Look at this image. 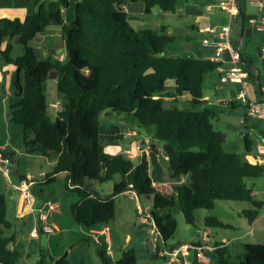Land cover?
<instances>
[{"label":"trees","instance_id":"1","mask_svg":"<svg viewBox=\"0 0 264 264\" xmlns=\"http://www.w3.org/2000/svg\"><path fill=\"white\" fill-rule=\"evenodd\" d=\"M47 1V2H46ZM143 1L145 15L158 7L165 13L176 11L178 0H78L74 16L65 23L63 10L70 0H27L36 11L24 19H0V56L6 65L17 69L15 103L8 119L22 128V145L28 155L56 154L57 161L43 185L65 174V188L76 193L71 217L80 226L96 229L116 219L115 200L133 185L139 199L153 196V210L163 212L153 218L167 246L176 231L172 215L178 209L188 225L196 224L195 212L214 209L218 201L248 202L252 208L242 212L251 226L258 219L263 202L254 200L246 181L264 174V165L251 164L237 154L224 150L225 136L216 131L211 120L217 112L166 109L165 99L191 96L194 106L205 103L203 85L217 64L200 58H167L164 53L174 37L134 30L124 7ZM244 11V10H243ZM245 12V11H244ZM240 28V23H238ZM52 27L61 28L66 57L47 56L40 60L31 43ZM13 43L23 46V55L12 57ZM249 77L253 74L249 72ZM253 77V76H252ZM54 80L64 101L57 118L48 117L46 83ZM168 80H175L173 92H167ZM235 107V102H231ZM108 113L123 114L163 143L171 170L172 194H157L144 156L134 163L122 154L111 155L100 143V118ZM249 154L253 141L244 135ZM114 183L110 195L101 196L88 181ZM184 178L189 180L183 181ZM24 179V178H21ZM6 196L0 193V264H18L21 254L14 248L16 233L7 218ZM264 222V220H263ZM207 229H230L215 217L204 220ZM177 248H172L171 251ZM239 264H264V245L245 244ZM228 248L215 250L218 264H232ZM160 247L157 245L156 257ZM69 264L65 258L40 255L37 264ZM103 264H114L102 251ZM165 259V257H162ZM116 264H139L135 248L125 249Z\"/></svg>","mask_w":264,"mask_h":264},{"label":"rangeland","instance_id":"2","mask_svg":"<svg viewBox=\"0 0 264 264\" xmlns=\"http://www.w3.org/2000/svg\"><path fill=\"white\" fill-rule=\"evenodd\" d=\"M71 1V0H70ZM181 2V0H178ZM198 1V0H196ZM242 5L248 12V8L245 6V0H241ZM133 4V3H130ZM128 3V16L129 25L137 31L150 30L156 33H161L163 27H167L174 37V43L168 45L165 49L164 55L167 58H186L188 52L191 53L195 49L201 46L202 36L197 32H191L188 28L189 25L193 24V20L184 21L175 17L173 13H165L159 8L151 15H145L144 11H139V4L144 5L143 1H139L131 7ZM130 7L132 8L131 10ZM248 14L246 15V22L248 23ZM64 19H67V14H64ZM240 19L237 20L239 22ZM246 23V24H247ZM58 27H52L48 29L47 35L53 34L54 30ZM240 34V29L238 30ZM60 31L55 32V37L52 39H46V43H42V40L36 39L31 43L35 48L37 56L40 60L43 56H46L44 47L50 50L54 55L61 57L65 54V46L62 38L60 37ZM238 34V35H239ZM54 41V42H53ZM53 43V44H52ZM46 45V46H45ZM53 45V46H52ZM12 57L14 59L21 57L23 55V46L20 44L13 43ZM264 46L263 41L260 44L247 42L246 39L243 40L241 45V52L245 60L254 65L260 73V83L264 84V64L258 57L257 48ZM188 51V52H187ZM9 68V69H5ZM17 69L13 65H6L0 56V140L6 143L8 146L7 153L14 157V162L11 165L13 170L10 177L11 181L18 182L19 178H26L31 180L34 185L31 187V194L33 199L36 197L42 199L43 203L51 202L57 204L59 208V221H63L60 225L62 229H67L63 236L56 238L54 235L52 248L57 250L55 244L59 240L60 249V259L65 258L69 264H103L100 258L102 251H106V246L100 248L91 239H87L84 234L79 232H74L70 229L68 222H72L77 228L80 227L71 217V205L78 201V196L76 193L69 192L65 188V174H59L56 181L50 185H41L40 183L44 181L43 175H47L52 172L54 166L53 162L57 157L56 154H49L48 157H43L42 155H28L25 153L22 145V128L18 125H13L8 119V113L10 106L15 103V86ZM173 84L168 83L167 87L172 88ZM225 85L220 83L219 76L216 73H209L204 82V89L206 94L211 98V104H202L194 106L192 104L180 102L174 103V101L169 98L165 99L164 107L166 109L178 108L181 110H190L201 112L205 109L215 110L217 112L216 116L212 119V125L214 129L222 133L225 138V151L237 153L241 156L248 155L244 147V135L247 132L252 131V128L257 126L260 122L257 118H248L245 114L243 106H237L235 108L224 109V104L219 105L217 103L218 96L223 94V91L216 90L215 87H224ZM46 96L49 104V109L47 117L54 122L57 118V113L61 110L62 103L64 101L63 96L57 91V83L54 80H49L46 83ZM256 90L259 93L258 86L256 85ZM113 121H107L104 115L101 116L100 122L101 126L108 127L114 125L119 127L120 131L124 129L125 122L118 118L122 116L118 113H113ZM124 118V117H120ZM113 122V123H112ZM136 131H139L142 135L154 136L153 129L147 131L141 127L138 123H135ZM252 134V133H251ZM251 136V135H250ZM252 138V136H251ZM253 139V138H252ZM123 142V140H120ZM5 152V154H6ZM6 154V155H8ZM254 154V153H253ZM167 176L165 179H169L171 175V170L169 167L165 168ZM150 173H153V166H150ZM31 178V179H30ZM33 178V180H32ZM0 180L2 183L6 181V175L0 170ZM184 182L189 180L188 178L183 179ZM120 177L116 176L113 182L100 184L95 181H88L89 184L101 195H110L113 190L114 183H119ZM248 188L252 189L254 200L263 202V208L261 209V217H264V174L256 179H250L246 181ZM5 187V186H4ZM7 191V190H6ZM17 197L19 198L20 192L15 191ZM157 194L167 198L168 196L164 193L158 192ZM8 220L14 222V204L12 200L8 201ZM116 204V219L110 224V228L113 231L114 244L120 245L125 241L126 236L131 237L130 246H136V249L143 255L144 258H140V264H177L170 262L169 256H164L163 253L165 249L163 247V239L158 238V243L155 238L159 234V228L155 226L150 227V224H145V220L155 224L153 218V212L158 218H162L163 212L160 210H153V200L149 198H142L141 202L139 198L131 197L130 195H120L115 200ZM252 205L248 202H231V201H218L215 204L213 210L208 211L205 209L198 210L195 212L196 224L194 226L188 225L185 222L184 216L180 210L174 209L172 212L173 217L176 220L177 228L175 233L167 242L169 247L175 246L179 248L181 245H195V243H203L202 239L205 232L204 220L207 217H215L222 223L229 225L230 229H219L212 228L211 232L216 233V238L211 241L221 242L225 239L230 241V248L234 249L235 254H231L230 262L232 264H239L240 252L243 253L245 244H261L264 245V222L263 220L258 221L254 227L250 226L247 220L243 217L242 212L244 210L251 209ZM72 225V226H73ZM27 228L23 230H18L14 228L10 234L16 233V246L15 249L21 254V258L18 264H37L40 258V251L47 253L44 244H41L39 240L31 239L29 231L31 229V223L27 222ZM154 231L155 234L152 233ZM251 231V234H249ZM233 243V244H232ZM123 244V243H122ZM157 245L160 247V252L163 258H156ZM51 249V248H49ZM101 250V251H100ZM115 251V250H114ZM190 257H183L184 261L190 264H204L200 259L197 258L195 251L191 252ZM206 255V254H205ZM206 259L211 261V264H218V255L207 254ZM118 259L114 256V260ZM48 264H52L50 260H47Z\"/></svg>","mask_w":264,"mask_h":264},{"label":"crops","instance_id":"3","mask_svg":"<svg viewBox=\"0 0 264 264\" xmlns=\"http://www.w3.org/2000/svg\"><path fill=\"white\" fill-rule=\"evenodd\" d=\"M77 1L78 0H71L69 7L67 9L63 10V16H64V14H67V19H64L65 23H70L72 21L73 16H74L73 6ZM239 1H240V5L242 7V10L245 11L241 0H239ZM248 2H249V0H245V6L249 9L247 12L249 18L247 20L248 23L245 20V33H244V37L240 43V50H241V45H242V42L244 39H246L247 42L255 43V44H260V41H263V44H264V34L257 32L249 24L250 19L259 17V12H258V10L254 9V8H250L248 5ZM130 6L133 7L135 5L130 4ZM128 7L129 6L127 3L126 6L124 7L126 12L128 10ZM131 7L129 10L132 9ZM156 8H158V7H155L152 10V13L156 10ZM138 9L141 12L145 11V5L139 4ZM35 11H36V7H35L34 3L33 2H27V0H0V19H2V18L24 19L27 15L33 14ZM127 14H128V12H127ZM173 14L175 15V17H178L179 19H183L184 21L193 20V24L189 25L188 28L191 32H197L198 34H200V32H199L200 29H204V28L209 27V26L220 27V26L227 24V22H228L227 13H225L218 6L217 0H198V1H196V0H181V2L178 1L176 11ZM244 14H245V18H246V15H247L246 11L244 12ZM239 19H240V21L239 22L236 21V23L233 27V32H232V43L234 46H237V44L239 42V38H240V34H239L238 30L241 28V18H239ZM238 23H240V28L238 26ZM163 28H166L167 33L172 36L171 31L167 27H163ZM57 31L61 32L60 37L62 38L61 28H58L57 30H54L53 34H50L48 36L47 35L48 30H47L45 33L38 36L36 39H38V40L41 39L42 43L44 44V42L46 43V39L48 40V39H52L53 37H55V32H57ZM200 35L203 37L202 34H200ZM262 48H264V46H262L260 48V50ZM50 50H52V49L50 48L47 50L46 47H44V51L46 52V56H43L42 59L46 58L49 55L54 56L55 58H57L59 60L65 59L66 54H62L61 57H58V56L54 55V53H51ZM188 56H191L193 58H200L202 60H206L205 58H208L211 56V51L203 50L202 47L200 46L199 48L195 49L193 52L192 51H191V53L188 52V55L186 57H188ZM5 69H9V68H5ZM213 73H216L218 75V73L215 71ZM251 73L253 74L252 75L253 77L252 76L249 77L248 85L246 86V89H245L247 97L251 101L264 103V101L262 100V96H261V93H262L263 99H264V84L261 85V83H260V73H259V75H257L256 72H251ZM257 76H259V85L261 88V92H260V89L258 86ZM169 82H171L173 84V86H172V88L167 87V90H168L167 92L171 93L175 89V80H168L167 86H168ZM223 85H225L223 88L222 87H219V88L215 87L216 90L223 91V94H220L221 96H218V99H217V103L219 105L224 104L223 110L229 109L231 107V105H230L231 102H235V107L243 106V108H244L243 104L235 101L239 92L242 90V85L238 84V83H233V82H230L228 84H223ZM256 85L258 86L259 93L256 90ZM203 94H204V101H205L204 104H206V103H207V105L211 104V99H210L211 97L208 94H206V91L204 89V85H203ZM170 100L174 101V103L184 102V103L191 104L190 103L191 102V96L187 95V94L182 96V97H178L175 100H173V99H170ZM244 110H245V108H244ZM245 114H246V111H245ZM121 115L122 116H119L118 118L120 119V121L123 120L125 122L124 129H122L121 131H120L119 127L114 126L115 124L114 125L112 124L108 127H105V126L100 127V136L99 137H100L101 145L105 148V151L111 155L122 154L129 159L131 156H136V158L134 160L131 159L134 163H137L139 159H141L142 157L145 156L148 160V163H149V175H150L153 187L155 188L156 192L158 191V192L164 193L167 196L171 195L172 194V185L174 183L171 182L172 173H171L169 179H165V177L167 176V173L165 172V168L169 167V166L167 165L168 156L166 155V153L163 150V143L157 141L154 138V136H150V137L146 136L145 137L139 131H136V129H135L136 124L130 118H128L127 116H125L123 114H121ZM104 116L106 117L107 121H109V123H110V121L114 122V120H115L113 118L114 117L113 113H108V114H105ZM246 116H247V114H246ZM120 117H124V118H120ZM257 120L260 122L257 125L258 128L260 130L264 131V120L259 119V118H257ZM211 123H212V120H211ZM255 127L252 128V131L246 133V134H248L249 138L253 141L252 152L249 154L247 153L248 155H243V156L240 155V156L243 158V160H245L251 164L264 165V164H261V163L255 161L256 146L258 145V143H264L263 140L255 132V129H256ZM128 129L135 131L138 135L136 137H131V138L120 137V133L122 131H125ZM250 135L252 136L253 139L251 138ZM120 140H123V142H120ZM0 149L4 150V153L8 149L7 144L3 143L1 140H0ZM139 149H140V151H139ZM229 153H232V152H229ZM6 154H8V153L6 152ZM43 157L46 158L48 156H43ZM56 161H57V157L54 161L52 160L53 166H55ZM151 165L153 166L152 175L150 173V166ZM19 179H21V178H19ZM6 181L7 182L2 183L0 180V193L4 194L6 196L7 209L9 207V203H8L9 200H12V202L14 204V207H13L14 222H11L13 225L12 230H14V228L17 227L18 230L25 229V231H26V228H27L26 225H27V222L29 221L31 223V229L29 231L30 238L35 239V240H39V242L41 244H44V247L47 250H50V252H47V253H45L41 250L40 255H43V256L50 255L51 257H53L55 259H59L60 258V255H59L60 249H58L60 247L59 243H58L59 240L55 244V247L57 248V250L56 249L54 250L51 246L53 243L52 241H53L54 235H56L55 237L58 238L60 236H63L65 231L67 230L65 228L62 229V227L60 226L63 221H59L60 218H59L58 214H56L52 218L51 221L57 222L58 227H59V232H57L55 234H51V235L43 234L42 232H40V234L37 237H32V235H31L32 230L38 226V218H37V214L34 210L39 205H42L45 203H43L42 199H38L36 197L34 199L33 207H31V208L27 207L23 212H20L21 195L18 198L16 195V192H15V191H17L15 189V187L18 186L19 180H18V182H13V181H11L10 177L6 176ZM183 181L184 180H182V182ZM42 183L43 182H41L40 184L43 185ZM33 185H34V183H33ZM106 195H108V194H106ZM124 195H126V194H124ZM148 198L153 200V196H150ZM141 200L142 199H140V202H141ZM46 203H48V202H46ZM7 216H8V212H7ZM261 220H264V217L262 219L261 213H260L258 219L251 226L254 227L256 225V223L258 221H261ZM68 224L70 225L71 230H73L74 232L82 233L87 238L86 234H88V229L85 226H80L79 228H77L70 221L68 222ZM107 227L110 230V241H111V244L113 247V256L111 257V260L113 261L114 264H116L120 260L122 253L125 249L132 248V247L135 248V250L137 251L139 262H140V258H144L143 255L138 251V249H136V246L134 247V246L129 245V244H131V240H132L129 235L126 236L125 241L122 242L123 244L122 243L120 245L114 244L113 231L110 228V225ZM10 232H8V235H11ZM15 233H17V232L15 231ZM204 233L209 234V240L206 242V244L208 246L220 245L221 243H223V241H226L225 239L221 240V242L211 241V240H214L217 236H216V233L211 232L210 229L206 228ZM249 234H251V231ZM87 239H89V238H87ZM195 244H198V243H195ZM184 245H187V244H184ZM184 245H181V246H184ZM15 246H16V244H15ZM15 246H14V248H15ZM230 246L227 247L228 248V251H227L228 257H230L231 254H233V255L235 254V252H234L235 250L231 249ZM49 248H51V249H49ZM164 248H166L165 251L168 252V251H171L172 248H176V247L175 246L169 247L167 245ZM160 252H162V251H160ZM191 252H193V250H191L188 253L187 257H190L192 255ZM117 254H118V259L114 260V256H117ZM195 254H196V252H195ZM207 254H215V251H213V252L208 251V252H206V255ZM237 255H239V258H240L242 253L240 252ZM162 257L163 256L161 254H159V256L156 258H162ZM47 260H49V259L47 258ZM202 263L211 264V261H209L207 259L205 261H202ZM52 264H54V263H52Z\"/></svg>","mask_w":264,"mask_h":264},{"label":"built area","instance_id":"4","mask_svg":"<svg viewBox=\"0 0 264 264\" xmlns=\"http://www.w3.org/2000/svg\"><path fill=\"white\" fill-rule=\"evenodd\" d=\"M218 6L228 15L227 24L220 27L209 26L204 29H200V34L203 35L201 40V47L203 50L211 51V56L205 58L211 62L217 64L215 72L218 73L220 83L228 84L230 82L238 83L242 85V90L239 92L236 102H240L244 105L246 114L249 118H259L264 120V103L251 101L245 92L246 86L248 85L249 73L242 64V52L237 49L232 43V32L236 21L240 18L241 8L238 0H217ZM248 5L250 8L258 10L259 17L252 18L249 24L259 33L264 34V0H249ZM262 57L264 58V48L261 49ZM191 57V56H188ZM138 134L133 130H125L120 133V137L131 138L136 137ZM140 151V149H139ZM136 156H131L130 159L134 160ZM255 161L264 164V143H258L256 146V157ZM14 162V157L6 155L4 150L0 149V170L8 177L12 174L13 170L11 165ZM44 179L46 175H43ZM31 179V178H30ZM33 180V178H32ZM31 180L20 179L18 186L15 187L20 192V212H23L27 207L31 208L34 205V199L31 194V187L33 182ZM133 185L131 184L129 190L124 193L131 197L138 198L136 191L132 190ZM59 206L57 204L48 202L39 205L34 211L37 214L38 226L35 227L31 235L37 237L40 232L43 234H55L59 232L57 222L51 221L52 218L59 214ZM145 224H150V227L154 228L156 225H152L145 220ZM153 234L154 231H152ZM88 238L91 239L100 248L106 246L105 253L108 257L113 256V247L110 241V230L107 226L88 229ZM158 238L162 239V235L159 231L155 241L158 243ZM209 240V234L204 233L202 242L195 245H184L179 248L164 252V256L170 257V262L177 264H190L184 261L183 257L187 256L191 250L196 252V256L200 261L207 260L205 254L208 251H215L221 247L230 246V241H223L220 245L208 246L206 242ZM163 256V257H164Z\"/></svg>","mask_w":264,"mask_h":264},{"label":"water","instance_id":"5","mask_svg":"<svg viewBox=\"0 0 264 264\" xmlns=\"http://www.w3.org/2000/svg\"><path fill=\"white\" fill-rule=\"evenodd\" d=\"M238 2H239V5H240V1H239V0H238ZM240 7H241V5H240ZM240 18H241L240 38H239V42H238V44H237V46H236V48H237L238 50L240 49V43H241V41H242V39H243V37H244V33H245V14H244L242 8H241V13H240ZM257 52H258V57H259V59H260V60L262 61V63L264 64V58L262 57V53H261L260 48H257ZM242 64L244 65V67H245L249 72H256L257 75H259V71L257 70V68H256L254 65L248 63V62L245 60V58H244L243 55H242ZM257 82H258V86H259V89H260V92H261V88H260V85H259V76H257ZM261 96H262V100L264 101V99H263V94H262V93H261ZM255 128H256V129H255V132L258 134V136H259V137L263 140V142H264V131L260 130V129L258 128V126H256Z\"/></svg>","mask_w":264,"mask_h":264}]
</instances>
